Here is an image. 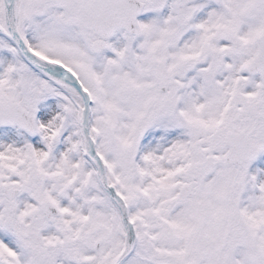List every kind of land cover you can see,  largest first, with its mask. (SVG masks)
Returning a JSON list of instances; mask_svg holds the SVG:
<instances>
[{"label": "snow or ice", "instance_id": "1", "mask_svg": "<svg viewBox=\"0 0 264 264\" xmlns=\"http://www.w3.org/2000/svg\"><path fill=\"white\" fill-rule=\"evenodd\" d=\"M0 264H264V0H0Z\"/></svg>", "mask_w": 264, "mask_h": 264}]
</instances>
